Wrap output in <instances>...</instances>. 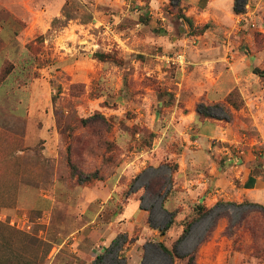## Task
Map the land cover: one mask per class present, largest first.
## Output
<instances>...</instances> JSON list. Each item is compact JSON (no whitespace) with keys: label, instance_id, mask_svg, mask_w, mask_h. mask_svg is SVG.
Returning <instances> with one entry per match:
<instances>
[{"label":"rangeland","instance_id":"obj_1","mask_svg":"<svg viewBox=\"0 0 264 264\" xmlns=\"http://www.w3.org/2000/svg\"><path fill=\"white\" fill-rule=\"evenodd\" d=\"M41 1L0 0V264H264V204L235 200L209 174L230 157H256L263 172L264 123L214 109L202 138L170 104L224 102L234 84L222 57L251 59V84L264 69V0H238L241 14L235 0ZM98 1L110 30L87 28L89 45L77 25ZM132 16L148 19L133 35ZM182 16L208 28L194 35ZM179 53L182 65L167 62ZM263 82L244 89L262 115Z\"/></svg>","mask_w":264,"mask_h":264},{"label":"crops","instance_id":"obj_2","mask_svg":"<svg viewBox=\"0 0 264 264\" xmlns=\"http://www.w3.org/2000/svg\"><path fill=\"white\" fill-rule=\"evenodd\" d=\"M152 1V0H151ZM39 2H42L41 0H36V5L39 3ZM117 2H121V0H117ZM140 6H143L144 4L147 5L143 0H138ZM153 2V1H152ZM127 4V1H123L122 5H126ZM131 4V1L130 3ZM35 5V6H36ZM92 5V8H94V11L92 13V16H93V20L92 22H88L86 24H84L83 22L80 24V25H77V27L80 29V32H83L82 30H84V34L86 35V38H84V40H87V42L89 43V45H94L92 44V40L95 41V39L97 38L96 36H94L93 34L90 33V31L87 29V28H98L100 25L104 27V29H106V31H104V34H107L109 33V30H110V25H108V22L106 23V20H105V17H109V16H106L108 14H106V9L105 7H102L100 9L99 7V1L98 3L95 5V4H90ZM151 5V3H150ZM87 7V4L85 5ZM194 9V8H193ZM9 10V9H8ZM28 10H30V12H33L34 13V8H29ZM113 12H118L119 10L118 9H112ZM13 11V10H12ZM135 11L137 12V9H135ZM60 10L58 11L57 14H52V17H53V21L54 20H59L60 18H64V16L62 15V13H59ZM105 14L103 16H99L98 17V14ZM62 16V17H61ZM238 18H241L238 16ZM120 21V19L118 20V22ZM214 21L218 24V22L214 19ZM73 22V20H70L68 21L67 25H65L64 27H62L63 30H61V34L60 36H58L57 38V41L60 40V39H66V36H68L70 34V29L73 27L70 23ZM76 22V21H75ZM34 23V22H33ZM144 26V24H141V23H138L136 24L135 26L133 27H130L128 28V32H130L131 35L133 34H137V28H140L141 26ZM141 31V29H140ZM12 33H15V32H12ZM45 32L43 31V35ZM125 33V36L126 34L128 35L127 32H124ZM68 34V35H67ZM79 34H76V36H78ZM123 32H120L118 34V36H123ZM136 37V35H135ZM132 38L133 41H136V39ZM122 38V37H120ZM161 39V44H164L166 43L165 42V39L160 37ZM95 46H98V45H95ZM225 47H228V46H224L223 45V48ZM229 48V47H228ZM230 49V48H229ZM160 58V57H159ZM244 57H236L235 58H225V57H222L221 61L222 62V65L223 67L226 66V64L228 63V60L231 61V59H233L231 62L229 61V63L227 64L229 67H228V72L232 74V83L234 84L233 88H238L243 96V99L245 101V107L240 110V111H236V110H232L233 114H234V119H238L240 117V115H244V118H250L252 121H253V125L256 126L258 128V130L260 131L261 128L263 127L262 125H260V123H264V115H262V112L258 111V109L260 108L259 106H257V101H251V102H248L246 101V98L244 97L245 93H244V89L245 91H248L249 93H253L254 92H257L256 94H258V91L257 89L260 88L261 84L263 81L262 78H260L259 76H257L256 74H254L253 72H250L248 74V78L251 80V84H248L246 87H242V82L243 80H246L247 77L244 76V74L241 72V70L245 71L247 68V63H249V61L251 60H245L243 59ZM253 58V56H252ZM256 62V59L254 58L253 59V63ZM224 63V64H223ZM222 65L220 64L219 66L222 67ZM250 64H248L249 66ZM248 79V80H249ZM259 82V83H257ZM264 83V82H263ZM257 84V85H256ZM248 88V89H247ZM247 89V90H246ZM233 89L231 88L229 90V92H231ZM42 90L38 91V92H41ZM228 92V93H229ZM255 95V94H254ZM252 95V96H254ZM177 97V95H176ZM179 101V100H178ZM34 102V101H33ZM33 102L30 104V113H32V104ZM252 102H254V106L253 108H251V104H253ZM40 102L37 100V104L35 105L36 108L37 107H41V105L39 104ZM43 107V106H42ZM177 107L176 109L180 110L179 112L182 111V108L176 104ZM247 107V108H246ZM185 108H187V110H189V112H185L182 114V117L183 118H188L189 122L190 123H194L195 120H196V117H197V113H196V110L192 108V105H185ZM43 110H45V108H43ZM37 111V109H36ZM46 113V111H44ZM250 112V113H249ZM47 114V113H46ZM240 114V115H239ZM31 116V114H30ZM47 117H48V120L50 122V117L49 115L47 114ZM209 119H206V121L204 122L202 128L200 129V137H208V133L206 135V126L207 124H209L208 122ZM263 120V121H262ZM232 123V120L229 121ZM235 123L237 124V122L235 121ZM51 124V123H50ZM227 131L223 130L222 134L223 133H226ZM220 140L222 141H225L227 140L226 137H220ZM235 142V141H234ZM237 143V142H235ZM233 144V143H232ZM233 157H230L227 161L231 160ZM253 159L256 160V157L252 158L250 157V159H247L246 162H244V159L240 157V160H238L240 163V165H237V166H231L229 168H227L226 170L224 169L223 171H219L218 168H214V169H211L210 171V176H213L212 177V182H211V179H210V184L211 186H223L224 188L226 189H232L234 190L235 192V200H243V199H247L249 201H252V202H255V203H258V204H264V171L263 172H259L257 175H254L253 177H250V171H251V167H252V164H254L256 161H254ZM264 169V168H263ZM222 191H224V189H222ZM233 193V194H234ZM227 195V193H226Z\"/></svg>","mask_w":264,"mask_h":264},{"label":"trees","instance_id":"obj_3","mask_svg":"<svg viewBox=\"0 0 264 264\" xmlns=\"http://www.w3.org/2000/svg\"><path fill=\"white\" fill-rule=\"evenodd\" d=\"M146 4H147V6H149L150 5V2H151V0H143ZM171 2H172V4L174 3L176 6H179V4H180V2H181V0H171ZM238 7H239V5H238V0H235V3H234V9H233V11H234V13L235 14H241L242 12H240L239 11V9H238ZM85 8H87L86 6H85ZM182 18L183 19H185L186 18V20L190 23V26H191V28L192 29H194V31H193V34L194 35H196V34H198V33H204L205 32V30L208 28L207 27V25L206 26H204L202 29H195L194 28V25H193V22H192V20L191 19H187V17H185V16H182ZM92 20H93V16H90L89 18H87L85 21H83V23L84 24H86V23H88V22H92ZM130 25H136V24H138V23H140V22H142V24H144V25H148V19H146V18H141V20L139 21V20H137L135 17H130V21H127ZM128 29V28H127ZM198 30V31H197ZM257 49V48H256ZM264 51V50H263ZM92 57H93V59H95V60H97V61H99V62H101V63H106V62H108L109 61V59H111L110 58V55L109 54H107V53H104L103 51H98V52H95V53H93V55H92ZM13 70H14V68H12V70H10V71H8L7 69L5 70V77H7V78H9V76H10V74H11V72H13ZM8 71V72H7ZM0 80L2 79V73H4V71H0ZM253 73L254 74H256L257 76H259L260 78H262V79H264V69H259V68H254L253 69ZM3 81V80H2ZM171 98H172V101L170 102V104L172 105V106H174V105H179L182 109H184L185 108V105L184 104H182V101H180L179 99H177V97H176V95H171ZM179 100V101H178ZM245 107V101H244V99H243V96H242V94H241V92H240V90L238 89V88H235V89H233L231 92H229L227 95H226V97H225V99H224V102H218V103H214V104H210V105H205L204 103H199L198 105H197V109H196V113H197V117H196V120H195V122H194V125L197 127V128H199V129H201L202 128V126H203V124H204V122L206 121V119H211V118H215V116L214 115H212V110H214V109H220V110H222L224 113H225V115H226V117L224 118V120L226 119V121H231V120H233L234 119V114H233V112H232V110L234 109V110H236V111H240V110H242L243 108ZM243 121L245 122V123H248L249 125H251L252 126V124H253V122H252V120L251 119H248V118H244L243 119ZM232 162H233V158L231 159V160H229V161H226L225 163H224V165L223 166H221L222 167V169L224 170H226L227 168H229V167H231V165H232ZM239 162V161H238ZM259 165H261L260 164V162H258V163H254V164H252V167H251V171H250V177H253L254 175H257L258 173L256 172V170L257 169H259L260 167H259ZM264 168V167H263ZM173 171V170H172ZM263 171H264V169H263ZM220 172H221V170H220ZM208 192V191H207ZM155 193H157V192H155ZM158 194V193H157ZM158 196H160V195H158ZM205 198H206V196H204V197H202V199H201V202H199V204L200 205H202L203 206V204H204V202H205ZM254 205H257V204H254ZM259 206V205H258ZM261 206V205H260ZM171 214V216L174 214V213H170ZM170 225H168V227H167V229H169L170 227H171V225L173 224V219L170 221V223H169ZM188 231H189V229H186L184 232H185V234H184V236H183V238H185L186 237V235H187V233H188ZM263 235H262V248H264V232L262 233ZM160 247L161 248H163V250L172 258V259H174V257H175V252L176 251H174V254L171 252V251H169L168 249H166L163 245H160ZM190 264H193V257H190Z\"/></svg>","mask_w":264,"mask_h":264},{"label":"built area","instance_id":"obj_4","mask_svg":"<svg viewBox=\"0 0 264 264\" xmlns=\"http://www.w3.org/2000/svg\"><path fill=\"white\" fill-rule=\"evenodd\" d=\"M167 62H172L175 64L182 65L185 62V54L184 53H179L175 57H167L166 58Z\"/></svg>","mask_w":264,"mask_h":264}]
</instances>
